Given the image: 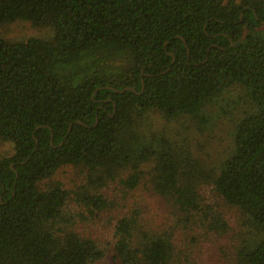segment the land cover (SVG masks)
Returning <instances> with one entry per match:
<instances>
[{
    "label": "trees",
    "instance_id": "obj_1",
    "mask_svg": "<svg viewBox=\"0 0 264 264\" xmlns=\"http://www.w3.org/2000/svg\"><path fill=\"white\" fill-rule=\"evenodd\" d=\"M16 22L48 35L5 39ZM263 23L264 0H0V140L14 146L0 159V264H105L109 248L114 264H204L192 230L231 229L206 190L235 213L232 264H264ZM232 89V151L218 167L143 132L151 115L205 125ZM64 166L143 185L167 215L152 224L140 203H121L111 243L85 237L67 189L43 184ZM90 193V213L114 206Z\"/></svg>",
    "mask_w": 264,
    "mask_h": 264
},
{
    "label": "rangeland",
    "instance_id": "obj_2",
    "mask_svg": "<svg viewBox=\"0 0 264 264\" xmlns=\"http://www.w3.org/2000/svg\"><path fill=\"white\" fill-rule=\"evenodd\" d=\"M264 31V23L262 27ZM1 34L5 39L15 41L28 39L30 37L48 35L47 30L37 29L27 22H16L2 27ZM238 91L232 89L224 91L214 105L205 108V125L198 124L189 116L181 117L177 120L167 121L160 115H151L146 119L143 132L148 136L151 132L174 138L177 144L187 147L194 156L200 157L212 168L227 158L232 151V135L234 120L237 118L239 98ZM183 143V144H182ZM14 152L13 143L10 140H0V159L11 156ZM147 164L142 169L144 172L150 171ZM97 175L93 177V182H89L88 172L83 167L64 166L60 168L49 180L43 182L61 183L69 192L71 205L77 204L79 210V222L76 231L85 237H90L105 245L111 243L112 226L116 219L122 214L121 203L126 205L140 203L145 211L146 219L152 224H159L167 215V207L163 201L153 196L144 188L139 186L133 191H125L118 181L105 180L104 183L97 181ZM104 197L110 199L114 206L102 212L90 213L82 202L83 196L99 192ZM203 198L212 206L211 212L215 215L220 213L224 221L230 224V232L227 235L207 233L201 224L198 229L192 230L190 235L196 238V249L201 255H205L204 264H232L234 262L233 253L237 240L235 234L239 231L235 213L224 206L216 196L208 190L203 194ZM260 234L257 236H247L246 243H258ZM252 244V245H253ZM110 253L105 264H114L113 256ZM104 264V263H103Z\"/></svg>",
    "mask_w": 264,
    "mask_h": 264
},
{
    "label": "water",
    "instance_id": "obj_3",
    "mask_svg": "<svg viewBox=\"0 0 264 264\" xmlns=\"http://www.w3.org/2000/svg\"><path fill=\"white\" fill-rule=\"evenodd\" d=\"M173 61H174V58H172L171 63H173ZM124 90H126V89H124ZM77 123L82 124L80 121H77Z\"/></svg>",
    "mask_w": 264,
    "mask_h": 264
}]
</instances>
